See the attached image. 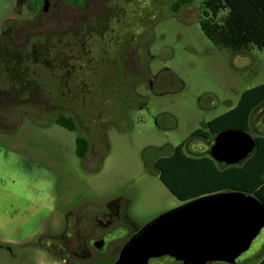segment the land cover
<instances>
[{
  "label": "rangeland",
  "instance_id": "1",
  "mask_svg": "<svg viewBox=\"0 0 264 264\" xmlns=\"http://www.w3.org/2000/svg\"><path fill=\"white\" fill-rule=\"evenodd\" d=\"M204 1L178 11L161 7L139 25L150 31L143 37L146 74L129 82L106 119L104 140L93 133L84 159L76 152V134L44 111L40 91L30 99L15 92L0 96V264H58L45 248L47 236L63 231L70 211L117 201L135 222L132 232L183 203L160 180L156 159L183 143L187 153L190 147L205 151L194 131L264 83V50L215 45L201 28ZM25 8L26 2L0 0V30L6 20L31 16ZM137 68L129 65V78ZM260 115L252 120L253 137L264 135ZM263 255L264 229L236 264H253Z\"/></svg>",
  "mask_w": 264,
  "mask_h": 264
},
{
  "label": "flooded vegetation",
  "instance_id": "2",
  "mask_svg": "<svg viewBox=\"0 0 264 264\" xmlns=\"http://www.w3.org/2000/svg\"><path fill=\"white\" fill-rule=\"evenodd\" d=\"M18 1L26 2L25 9L31 16L6 20L0 30V96L8 97L15 92L30 99L31 94L40 91L47 107L44 111L53 115L58 125L76 134V145L81 136L88 140L89 146L93 133L99 132L104 140L106 119L118 108L129 82L146 74L143 37L144 30L150 31L139 25L156 9L170 6L178 11L192 3V0ZM129 65H138L130 78ZM136 84L133 82L134 89ZM40 86L44 87L43 92ZM256 112L264 113V104ZM195 139L203 142L206 150L198 152L190 147L188 153L204 155L201 153L207 151L210 156L214 138ZM133 223L128 210L117 201L101 209L70 211L63 231L47 236L45 248L58 264H113L124 246L146 224L137 225L130 232ZM175 263L185 264L168 255L148 262Z\"/></svg>",
  "mask_w": 264,
  "mask_h": 264
},
{
  "label": "water",
  "instance_id": "3",
  "mask_svg": "<svg viewBox=\"0 0 264 264\" xmlns=\"http://www.w3.org/2000/svg\"><path fill=\"white\" fill-rule=\"evenodd\" d=\"M249 131L217 133L210 156L218 163H242L256 149ZM264 229V202L240 190L221 191L185 201L147 222L113 264H148L172 256L185 264H236Z\"/></svg>",
  "mask_w": 264,
  "mask_h": 264
},
{
  "label": "trees",
  "instance_id": "4",
  "mask_svg": "<svg viewBox=\"0 0 264 264\" xmlns=\"http://www.w3.org/2000/svg\"><path fill=\"white\" fill-rule=\"evenodd\" d=\"M205 8L201 28L215 45L235 52H244L251 46L264 50V0H207ZM223 9L228 12L220 21L217 16ZM263 104L264 83L245 90L235 107L194 131L192 138L213 139L217 133L233 128L250 132L252 117ZM67 125L73 127L68 121ZM254 138V152L235 165L219 164L206 154L191 155L183 143L156 159L159 178L182 202L229 190L252 193L264 202V135ZM88 149V140L79 136L77 155L84 157ZM254 264H264V257Z\"/></svg>",
  "mask_w": 264,
  "mask_h": 264
},
{
  "label": "crops",
  "instance_id": "5",
  "mask_svg": "<svg viewBox=\"0 0 264 264\" xmlns=\"http://www.w3.org/2000/svg\"><path fill=\"white\" fill-rule=\"evenodd\" d=\"M261 115H260V118H259V120H260V123H262V122H264V113H260ZM255 115V114H254ZM254 115H253V117H252V120H253V118H254ZM261 117H262V119H261ZM261 126H264V124H261ZM264 257V255L262 256V258ZM262 258H260L259 260H261ZM259 260H257V261H259ZM256 263V262H255ZM254 264V263H253Z\"/></svg>",
  "mask_w": 264,
  "mask_h": 264
}]
</instances>
